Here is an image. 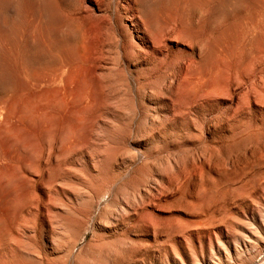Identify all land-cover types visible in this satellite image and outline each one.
Here are the masks:
<instances>
[{
  "label": "rangeland",
  "instance_id": "1",
  "mask_svg": "<svg viewBox=\"0 0 264 264\" xmlns=\"http://www.w3.org/2000/svg\"><path fill=\"white\" fill-rule=\"evenodd\" d=\"M12 261L264 264V0H0Z\"/></svg>",
  "mask_w": 264,
  "mask_h": 264
},
{
  "label": "bare ground",
  "instance_id": "2",
  "mask_svg": "<svg viewBox=\"0 0 264 264\" xmlns=\"http://www.w3.org/2000/svg\"><path fill=\"white\" fill-rule=\"evenodd\" d=\"M40 9H41V8H40ZM46 16L48 17V15H46ZM22 17H23V16H22ZM43 22H44V21H43ZM52 25H53V24H52ZM37 27H38V26H37ZM53 27H54V26H53ZM53 27H51V28H53ZM47 28H48V26H47ZM34 29H35V28H34ZM43 30H44V29H43ZM50 31H51V30H50ZM56 31H57V30H56ZM61 31H62V30H61ZM58 32H60V31H58ZM46 36H47V35H46ZM49 37H50V36H49ZM35 39H36V38H35ZM35 39H34V40H35ZM34 40H33V41H34ZM49 42H50V40H49ZM49 42H48V43H49ZM46 43H47V42H46ZM35 44H36V43L34 42L33 45H35ZM42 44H43V42H42ZM33 45H32V46H33ZM65 63H66V62H65ZM70 64H71V63H70ZM65 65L68 66V64H65ZM67 66H66V69H67ZM63 68H64V67H63ZM61 72H63V71H61ZM72 72H73V71H72ZM59 73H60V72H59ZM45 74H46V76H47V73H45ZM35 75H36V74H35ZM40 76H41V75H40ZM46 76H45V77H46ZM35 77H36V76H35ZM47 77H48V76H47ZM47 77H46V78H47ZM57 77H61V76H57ZM38 79H39V77H38ZM52 79H53V78H52ZM57 79L60 80V78H57ZM70 79H71V78H70ZM16 80H17V79H16ZM28 80H29V79H28ZM29 81H30V80H29ZM66 81H67V79H66ZM58 82H59V81H58ZM70 82H71V80H70ZM70 82H68V83H70ZM65 84H66V87H67V83H65ZM26 85H27V84H26ZM63 86H64V85H63ZM63 86H62V87H63ZM69 86H70V85H69ZM64 87H65V86H64ZM27 88H28V87H27ZM24 90H26V88H25ZM62 90H63V89H62ZM64 90L67 91L66 89H64ZM69 90H70V89H69ZM26 91H27V90H26ZM31 91H32V90H31ZM58 91H60V90H58ZM58 91H57V92H58ZM61 92H62V91H60V93H61ZM66 93H67V92H66ZM46 95H47V94H46ZM66 95L69 96V94H66ZM53 96H54V95H53ZM48 97H50V96L48 95ZM54 97H57V94H56ZM46 98H47V97H46ZM52 99H53V100H52ZM57 99H58V98H57ZM63 99H64V98H63ZM40 100H41V99H40ZM50 100L54 101L55 99L52 98V96H51V99H49V101H50ZM67 100H68V99H67ZM55 101H57V100H55ZM14 102H15V101H14ZM38 102H39V101H38ZM58 102H60V101H58ZM28 103H29V102H28ZM46 103H47V102H46ZM9 104H10V103H9ZM30 104H31V103H30ZM37 104H38V103H36V105H37ZM39 104H40V103H39ZM63 104H64V103H63ZM65 104H66V103H65ZM65 104H64V105H65ZM11 106H12V105H11ZM38 106H39V105H38ZM50 106H51V105H50ZM45 107H46V105H45ZM11 108H12V107H11ZM16 108H17V107H16ZM9 109H10V106L8 107L7 110H9ZM19 109H20V106H19ZM19 109H18V111H20ZM7 110H6V111H7ZM16 110H17V109H16ZM31 110H32V109H31ZM58 110H59V109H58ZM6 111H5V112H6ZM28 111H29V110H28ZM36 111H37V110H36ZM6 113H9V111L6 112ZM26 113H28V112H26ZM28 114H29V113H28ZM5 115H6V114H5ZM11 115H12V113H11ZM29 115H30V114H29ZM8 116H9V115H8ZM23 116H24V115H23ZM20 117H21V116H20ZM4 118H5V117H4ZM9 118H11V116H9ZM12 118H13V117H12ZM5 119H7V118H5ZM7 121H8V120H7ZM7 121H5V123H6ZM3 122H4V121H3ZM8 123H9V122H7V124H8ZM7 124H6V125H7ZM1 126H2V125H1ZM8 126H9V124H8ZM2 127H3V126H2ZM75 211H76V210H75ZM26 234H27V233H26ZM18 236H19V235H18ZM56 248H58V247H56ZM56 248H55V250L58 251L59 249L57 250ZM61 248H62V247H61ZM66 249H67V248H66ZM72 249H73V248H72ZM30 250H31V249H30ZM19 251H20V249H19ZM60 251H61V250H60ZM65 251H66V250H65ZM35 252H36V251H35ZM41 252H42V251H41ZM36 253H37V252H36ZM74 255H75V254H74ZM8 261H9V260H8ZM4 262H5V261H3L2 263H4ZM9 262H10V261H9ZM12 262H13V261H12ZM12 262H11V263H12ZM19 262H20V261H19ZM22 262L24 263V261H22ZM43 262H44V261H43ZM262 262H263V261H262ZM23 263H22V264H23ZM44 263H45V262H44ZM7 264H8V262H7ZM12 264H15V263L13 262ZM27 264H28V263H27Z\"/></svg>",
  "mask_w": 264,
  "mask_h": 264
}]
</instances>
